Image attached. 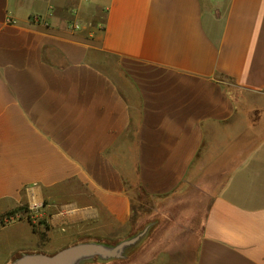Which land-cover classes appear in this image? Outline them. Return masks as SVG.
Masks as SVG:
<instances>
[{
  "label": "crops",
  "instance_id": "0c3cea01",
  "mask_svg": "<svg viewBox=\"0 0 264 264\" xmlns=\"http://www.w3.org/2000/svg\"><path fill=\"white\" fill-rule=\"evenodd\" d=\"M184 186L168 264H264V0H0V264L119 245Z\"/></svg>",
  "mask_w": 264,
  "mask_h": 264
},
{
  "label": "rangeland",
  "instance_id": "374dc122",
  "mask_svg": "<svg viewBox=\"0 0 264 264\" xmlns=\"http://www.w3.org/2000/svg\"><path fill=\"white\" fill-rule=\"evenodd\" d=\"M100 22L104 20L100 18ZM204 197L200 191L184 186L167 199H141L135 205L136 230L129 239L136 241L122 249L121 257L102 259L93 256L78 264H168L166 256L195 253L200 233L201 210L206 205ZM62 248L66 246L57 250L50 246L35 253L52 254Z\"/></svg>",
  "mask_w": 264,
  "mask_h": 264
},
{
  "label": "water",
  "instance_id": "95a60500",
  "mask_svg": "<svg viewBox=\"0 0 264 264\" xmlns=\"http://www.w3.org/2000/svg\"><path fill=\"white\" fill-rule=\"evenodd\" d=\"M136 239L125 241L114 248L100 244H77L58 250L52 254L27 253L12 261L10 264H78L81 260L93 256L119 258L124 247L134 243Z\"/></svg>",
  "mask_w": 264,
  "mask_h": 264
},
{
  "label": "built area",
  "instance_id": "2783aa9c",
  "mask_svg": "<svg viewBox=\"0 0 264 264\" xmlns=\"http://www.w3.org/2000/svg\"><path fill=\"white\" fill-rule=\"evenodd\" d=\"M70 29H72V30H75V29H77V27H78V23L77 22H72V23H70ZM10 219L11 218H7V217H4V220H2L3 221V223H7L8 221H10Z\"/></svg>",
  "mask_w": 264,
  "mask_h": 264
},
{
  "label": "trees",
  "instance_id": "16d2710c",
  "mask_svg": "<svg viewBox=\"0 0 264 264\" xmlns=\"http://www.w3.org/2000/svg\"><path fill=\"white\" fill-rule=\"evenodd\" d=\"M20 210V209H19ZM17 211H13L7 214V216H13Z\"/></svg>",
  "mask_w": 264,
  "mask_h": 264
}]
</instances>
